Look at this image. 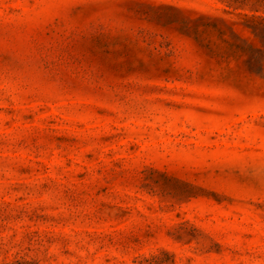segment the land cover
Instances as JSON below:
<instances>
[{"label":"rangeland","instance_id":"rangeland-1","mask_svg":"<svg viewBox=\"0 0 264 264\" xmlns=\"http://www.w3.org/2000/svg\"><path fill=\"white\" fill-rule=\"evenodd\" d=\"M0 264H264V0H0Z\"/></svg>","mask_w":264,"mask_h":264}]
</instances>
